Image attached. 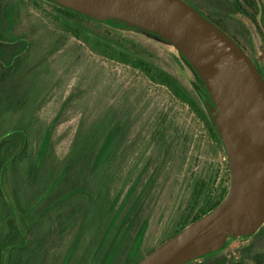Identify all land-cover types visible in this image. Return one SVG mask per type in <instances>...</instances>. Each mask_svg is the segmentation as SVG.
<instances>
[{
	"label": "rangeland",
	"instance_id": "374dc122",
	"mask_svg": "<svg viewBox=\"0 0 264 264\" xmlns=\"http://www.w3.org/2000/svg\"><path fill=\"white\" fill-rule=\"evenodd\" d=\"M0 1L2 6L15 5L16 12L14 19L0 20V38L20 36L28 42L26 63L31 65L22 72L26 75L27 101L33 108L38 107L34 115L38 122L32 124L29 139L33 147L37 142L35 132L44 133L51 128L53 158L59 162L66 156L79 124L92 121L108 109L117 111L118 117H128V150L119 167L111 198L119 195V204L133 189L128 208L139 196L138 221L132 234L133 240L136 239L145 224L139 255L158 247L175 229L195 176L206 177L209 186L212 184V195L220 186L228 187L227 160L221 149L202 121L188 106L173 98L166 87L152 83L139 70L93 52L82 40L63 30L53 17L52 6L46 2ZM198 1L203 4L208 18L218 19L228 35H233L250 56L255 58L263 53L259 35L254 44L250 43L240 23L247 24V21L231 15L236 11V4L227 0ZM260 23L263 29L264 10ZM84 24L104 37L144 53L155 64L176 75L182 85L189 86L191 72L173 62L172 56H177V52L171 45L137 32ZM162 122L165 128L172 125L164 129L172 148L168 153L152 141ZM72 209L75 208L67 205L43 222L40 235L47 253L41 264H59L62 260L80 226L81 214L72 215L69 213ZM247 248H250L248 255L244 253ZM256 253L264 254V232L246 240L234 239L219 257L227 260L249 257L250 262V257Z\"/></svg>",
	"mask_w": 264,
	"mask_h": 264
},
{
	"label": "trees",
	"instance_id": "16d2710c",
	"mask_svg": "<svg viewBox=\"0 0 264 264\" xmlns=\"http://www.w3.org/2000/svg\"><path fill=\"white\" fill-rule=\"evenodd\" d=\"M41 1L52 6L53 17L64 31L82 40L93 52L139 70L152 83L166 87L173 98L188 106L202 121L226 158L208 109L212 102L206 88L178 53L172 59L176 65L185 66L191 72L188 87L144 53L104 37L84 23L112 30H127L112 22L91 20L51 0ZM33 5L39 6L37 2H33ZM14 10L15 5L2 6L0 1V20L14 19ZM28 54L25 38H0V264H41L47 253L40 235L43 222L67 205L75 208L69 212L72 215L78 212L81 214V220L59 264H137L153 250L144 255L138 253L145 224L136 239L132 238L138 221L139 196L128 208V199L133 189L126 193L119 204V195L111 198L119 167L128 150V117H118L117 111L108 109L92 121L79 124L64 159L54 161L51 128L44 133L35 132L37 142L34 147L29 141L33 132L31 126L38 122L34 117L38 107L33 108L28 103L25 91L26 75L22 70L31 65L30 62L26 63ZM258 71L263 78L264 63ZM162 126L163 122L154 133L152 141L168 153L172 148L164 129H170L172 125L166 128ZM226 166L229 175L227 163ZM211 188L212 184L209 186L206 177H194L176 227L166 240L223 201L227 186H220L214 195ZM263 232L264 226L251 237ZM233 240L229 239L220 251L187 264H264L263 253L253 254L250 262L249 257H241L239 260L219 257ZM249 250L245 249L244 253L248 255Z\"/></svg>",
	"mask_w": 264,
	"mask_h": 264
},
{
	"label": "water",
	"instance_id": "95a60500",
	"mask_svg": "<svg viewBox=\"0 0 264 264\" xmlns=\"http://www.w3.org/2000/svg\"><path fill=\"white\" fill-rule=\"evenodd\" d=\"M171 45L204 84L226 155V196L137 264H187L264 226V80L241 48L183 0H51Z\"/></svg>",
	"mask_w": 264,
	"mask_h": 264
},
{
	"label": "flooded vegetation",
	"instance_id": "af4514ba",
	"mask_svg": "<svg viewBox=\"0 0 264 264\" xmlns=\"http://www.w3.org/2000/svg\"><path fill=\"white\" fill-rule=\"evenodd\" d=\"M186 2L188 5H190L192 8H194L198 13H200L203 17H205L207 20L212 22L214 25H216L220 30H222L224 33L228 35L227 30L224 28V26L218 21L216 18H212L210 20L208 17H210L208 14L203 12V4L200 3L198 0H183ZM228 2H233L236 4V11L231 13V15L235 17L240 16L243 18V20L247 21V24L243 22L241 19L237 18L241 24H243L244 28L242 31L247 35V40L250 43H255L256 42V35L258 34L260 37V40L262 41V48H263V53L258 54L255 58L250 56L243 46L237 41V39L233 35H228L240 48L241 50L246 54V56L250 59V61L256 66L258 70H260V66L262 63H264V32L261 27L262 23L261 20L263 19V10H264V0H227ZM260 20V21H259ZM252 29L255 31V33L252 31ZM146 36L151 37L148 34L140 33ZM160 41V40H159ZM253 46V45H252ZM260 73V72H259ZM264 78V77H263Z\"/></svg>",
	"mask_w": 264,
	"mask_h": 264
}]
</instances>
